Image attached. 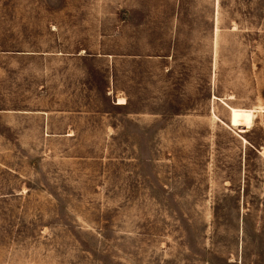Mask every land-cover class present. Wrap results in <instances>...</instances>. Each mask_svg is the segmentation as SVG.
Wrapping results in <instances>:
<instances>
[{
  "label": "rangeland",
  "instance_id": "rangeland-1",
  "mask_svg": "<svg viewBox=\"0 0 264 264\" xmlns=\"http://www.w3.org/2000/svg\"><path fill=\"white\" fill-rule=\"evenodd\" d=\"M0 264H264V0H0Z\"/></svg>",
  "mask_w": 264,
  "mask_h": 264
}]
</instances>
